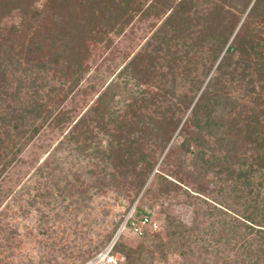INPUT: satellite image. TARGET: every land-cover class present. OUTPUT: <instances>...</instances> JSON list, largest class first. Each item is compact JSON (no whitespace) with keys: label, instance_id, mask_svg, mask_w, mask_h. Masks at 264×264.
Wrapping results in <instances>:
<instances>
[{"label":"trees","instance_id":"16d2710c","mask_svg":"<svg viewBox=\"0 0 264 264\" xmlns=\"http://www.w3.org/2000/svg\"><path fill=\"white\" fill-rule=\"evenodd\" d=\"M128 1L45 0L40 8L0 0V179L43 127L70 121L63 104L86 71V40L127 16ZM97 11L102 23L87 25ZM158 13L150 40L73 121L66 141L91 161L97 191L132 192L130 202L142 191L135 214L148 197L153 206L173 195L194 199L189 222L159 209L162 231L152 239L161 256L169 246L178 264L194 263L195 250L196 264H264V0H163ZM51 182L63 196L67 185ZM35 196L55 198L49 185ZM122 247L111 250L122 264H144L142 245Z\"/></svg>","mask_w":264,"mask_h":264},{"label":"rangeland","instance_id":"374dc122","mask_svg":"<svg viewBox=\"0 0 264 264\" xmlns=\"http://www.w3.org/2000/svg\"><path fill=\"white\" fill-rule=\"evenodd\" d=\"M44 2L37 0L36 5L41 8ZM162 2L129 0L131 7L127 16L121 17L113 28L100 34L99 39L92 42L86 40V71L78 86L67 94L63 104L70 111V121L60 128L43 127L25 145L17 160L0 179V264H80L107 247L111 241L119 242L122 249L142 245L144 264L181 262L179 250L169 246L165 249V256H161L152 236L162 231L164 213L159 209L189 222L194 216V209L198 207L186 202L194 203V199L181 194L173 195L156 201L153 206V197H148L139 205L141 212L135 214L134 207L142 191L131 202L132 192L123 197L115 190L97 191L86 172L91 161L74 152L70 148L72 144L65 137L73 121L93 103L123 64L150 40L164 16L158 13ZM152 4L156 9L150 7ZM108 8L104 9L103 16L107 15ZM17 11L12 10V19L18 15ZM103 16L97 11L93 21L84 20H87V25L97 27L104 20H101ZM5 21L9 23L11 19ZM158 165L159 161L154 169ZM257 175L253 178L254 183L260 179ZM51 181L67 185L63 196L57 195ZM46 185H49L55 197L48 204L35 196ZM156 186L154 182L152 188ZM82 189L81 195L78 191ZM260 193L263 197L264 188ZM233 199H227L231 207V203L235 202ZM245 199L247 203L248 196H243L233 207L243 211L247 205ZM205 208L204 203H200L202 212ZM140 214L149 216L155 224L143 226L149 235L146 240L130 228L132 221H140ZM199 219L204 220V226L211 221L202 215ZM115 254L117 264H122L121 254ZM198 257L197 250L189 254L190 261L194 262L192 264H196Z\"/></svg>","mask_w":264,"mask_h":264},{"label":"built area","instance_id":"2783aa9c","mask_svg":"<svg viewBox=\"0 0 264 264\" xmlns=\"http://www.w3.org/2000/svg\"><path fill=\"white\" fill-rule=\"evenodd\" d=\"M151 224L155 225L154 223L151 222L150 218H148L147 216H144L139 221V224L132 221L130 223V227L134 233L141 235L142 226L151 225ZM113 244H114V241H111V243L107 247L96 252L95 254H93L91 257H89L88 259H86L80 264H117L118 257L116 254H113L111 252Z\"/></svg>","mask_w":264,"mask_h":264}]
</instances>
